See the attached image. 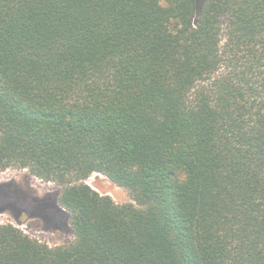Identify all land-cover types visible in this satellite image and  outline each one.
Listing matches in <instances>:
<instances>
[{
    "label": "trees",
    "instance_id": "obj_1",
    "mask_svg": "<svg viewBox=\"0 0 264 264\" xmlns=\"http://www.w3.org/2000/svg\"><path fill=\"white\" fill-rule=\"evenodd\" d=\"M9 167L74 239L0 223V264H264V0H0Z\"/></svg>",
    "mask_w": 264,
    "mask_h": 264
},
{
    "label": "rangeland",
    "instance_id": "obj_2",
    "mask_svg": "<svg viewBox=\"0 0 264 264\" xmlns=\"http://www.w3.org/2000/svg\"><path fill=\"white\" fill-rule=\"evenodd\" d=\"M87 183L117 204L134 202L129 191L105 175L93 173ZM61 187L34 176L28 168L9 167L0 171V223H12L33 239L49 246L74 239L69 214H61L58 196ZM67 212V211H66Z\"/></svg>",
    "mask_w": 264,
    "mask_h": 264
}]
</instances>
